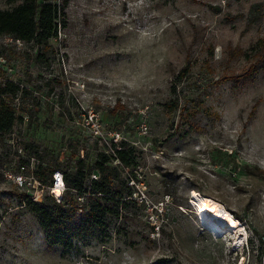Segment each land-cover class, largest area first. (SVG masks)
<instances>
[{
    "label": "rangeland",
    "instance_id": "obj_1",
    "mask_svg": "<svg viewBox=\"0 0 264 264\" xmlns=\"http://www.w3.org/2000/svg\"><path fill=\"white\" fill-rule=\"evenodd\" d=\"M51 1L62 23L42 63L0 34V82L30 90L0 133V264H234L240 251L204 230L190 191L264 237V0ZM112 144L132 149L133 163L112 162L129 201L105 229L49 248L23 205L35 190L14 176L40 166L39 201L57 200L46 168L91 167Z\"/></svg>",
    "mask_w": 264,
    "mask_h": 264
},
{
    "label": "trees",
    "instance_id": "obj_2",
    "mask_svg": "<svg viewBox=\"0 0 264 264\" xmlns=\"http://www.w3.org/2000/svg\"><path fill=\"white\" fill-rule=\"evenodd\" d=\"M12 3L10 8L0 9V34L32 45L34 61L42 63L51 50L50 41L57 37L62 10L51 0H12ZM28 93L30 90L18 82H0V133L9 132L15 122L22 119L12 100L22 99ZM112 146L110 154L99 152L91 167L78 159L72 170L63 171L66 189L60 200L48 195L41 201L29 197L23 202L37 218L49 248L56 245L70 248L74 238L105 229L109 219L118 217L129 201L123 199H130L133 191L112 162L118 161L124 166L133 163L132 149L125 148L124 144L119 149L115 144ZM46 169L50 176L57 168ZM92 170L97 171L99 177L86 184ZM35 176L45 181L40 166Z\"/></svg>",
    "mask_w": 264,
    "mask_h": 264
},
{
    "label": "built area",
    "instance_id": "obj_3",
    "mask_svg": "<svg viewBox=\"0 0 264 264\" xmlns=\"http://www.w3.org/2000/svg\"><path fill=\"white\" fill-rule=\"evenodd\" d=\"M85 119H86V124H96L97 125L98 119L91 110L87 112ZM146 129L147 128L143 126L144 132H146ZM117 148L119 149L120 147L118 146ZM137 175H138V178L135 176L130 177L129 184L136 188L135 192L138 193L140 200H144L145 199V194L143 190L145 188L144 182L143 180H141V175L140 174H137ZM91 177L92 178L90 180L97 179V176L95 174H91ZM14 181L19 185H25V186L32 187L35 191L33 192L31 197L35 201L40 200L41 194H40V191L38 190L39 182L36 178H34L31 175L24 176L22 175V173H17L14 176ZM54 188H58L62 193L66 189L63 173L58 169L54 170L51 174V184L48 187L49 192L51 194ZM61 197L62 196L56 199L60 200ZM242 229H243L242 231L244 235L243 240L238 246H231V249H233V251H237V250L240 251V255L234 264H264V237H262L261 240L259 239L260 241L255 239L256 243L258 242V244L257 245L253 244V239H252V237L254 236L253 232L246 230L244 226ZM259 242H261L262 244L260 243L259 245Z\"/></svg>",
    "mask_w": 264,
    "mask_h": 264
},
{
    "label": "bare ground",
    "instance_id": "obj_4",
    "mask_svg": "<svg viewBox=\"0 0 264 264\" xmlns=\"http://www.w3.org/2000/svg\"><path fill=\"white\" fill-rule=\"evenodd\" d=\"M52 194L56 198L62 196L58 188H54ZM190 203L195 208L199 224L210 235L216 238L226 233L231 238L230 246H238L241 243L244 237L242 224L223 203L194 189L190 191Z\"/></svg>",
    "mask_w": 264,
    "mask_h": 264
}]
</instances>
